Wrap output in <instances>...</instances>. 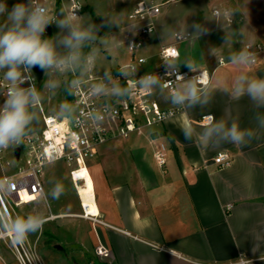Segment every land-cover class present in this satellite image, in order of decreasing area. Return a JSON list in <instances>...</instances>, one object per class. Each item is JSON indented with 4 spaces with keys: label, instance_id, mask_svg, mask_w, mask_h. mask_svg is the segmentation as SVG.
<instances>
[{
    "label": "crops",
    "instance_id": "1",
    "mask_svg": "<svg viewBox=\"0 0 264 264\" xmlns=\"http://www.w3.org/2000/svg\"><path fill=\"white\" fill-rule=\"evenodd\" d=\"M61 1L67 14L70 0L68 6L67 0ZM83 1V6L98 16L101 31L102 13L88 0ZM208 5L210 17L197 19L204 32L180 45L179 63L190 43L187 48L193 68L202 69L197 61L199 37L209 29L218 32V38L207 41L215 64L209 70L211 84L204 90L211 94L210 102L203 107L185 103L181 112L145 134L103 143L88 160L90 174L85 168L76 171V176L86 181L78 191L85 210L94 213L98 207L99 211L96 218L86 217L94 222V248L99 235L109 251L103 259L110 264H264V128L256 120L264 108H255L246 95L235 99L229 94L241 72L264 78V0H209ZM85 10L82 7L81 12ZM160 19L155 33L160 45L155 49L153 34L144 49L146 54L172 42L176 31L194 34L177 28L166 38L159 33ZM128 24L113 32L119 41ZM247 44L262 45L257 61L247 68L231 64L228 57ZM167 105H172L170 97ZM207 114L229 123L236 121L241 128L253 129L258 138L244 146L223 143L209 147L200 134L204 124L199 122ZM189 124L195 129V142L185 140L182 133V127ZM159 142L167 147L164 167L154 157ZM219 152L230 154L229 166L220 168L214 161ZM8 249L0 241V264H10L6 254L14 259Z\"/></svg>",
    "mask_w": 264,
    "mask_h": 264
},
{
    "label": "built area",
    "instance_id": "2",
    "mask_svg": "<svg viewBox=\"0 0 264 264\" xmlns=\"http://www.w3.org/2000/svg\"><path fill=\"white\" fill-rule=\"evenodd\" d=\"M180 0H138L129 13V24L122 30V39L119 44H124L129 59L124 63L117 64L109 73L112 77L111 83H106L102 78L104 73L95 64L91 65L84 74L76 76L75 73H68V86L73 78L80 80V86L73 89L75 96L71 95L68 103L73 105L74 121L58 120L52 116V112H46L43 104L39 106L42 115V126L40 129L29 133L19 145L11 149L12 159L19 162L18 170L12 173H0V182L11 184L14 187L8 191H0V222L6 228L13 218L20 216L18 208L22 204L36 201L46 193L45 168L55 161H65L70 167V176L74 186L79 191V186H84L86 181L76 176V171L85 168L89 172L88 160L92 158L103 143L117 139L127 138L133 133L145 134L147 129L163 124L179 112L182 106L167 105L169 97L174 88L165 83L167 80H175V75H169V67L166 62L175 59L178 63L181 58L180 45L191 40L193 34L190 31H176L173 33V41L161 44L156 53L146 54L144 51L149 43L150 37L157 32V21L166 5L177 3ZM49 12L55 17L56 9L51 8L46 0ZM83 4L80 0H70L67 13L76 11L80 15ZM214 14L219 11L214 9ZM232 22L231 18L227 19ZM51 25L48 26V30ZM248 50L257 54L263 50L261 44L255 46L247 44ZM175 52L172 55L171 52ZM223 62L222 59L219 60ZM257 61V57H256ZM255 61V62H256ZM180 64V63H179ZM121 69H127L130 73L129 79L135 80L146 73H155L160 77V87L152 90L133 89L131 96L118 98L110 95L93 96L91 86L95 83H102L106 89L113 86H126L124 78L120 75ZM133 70H135L133 72ZM206 73L208 80L202 81L208 86L211 84L212 74L205 69L190 70L179 66V74L191 78L194 83H201V74ZM36 87L44 77L33 69ZM2 89H6L7 82L0 81ZM28 86L26 83L23 85ZM181 84L176 87L180 88ZM203 89L202 91H204ZM6 92L3 93V96ZM94 116H102V123L93 119ZM211 114L203 115L199 120L202 124L210 122ZM20 147L19 157L16 154V147ZM9 149V148H8ZM0 150V156L7 150ZM154 157L159 166L167 164V147L163 142L155 146ZM214 161L220 168L231 164V156L228 152H219ZM10 161H8L9 163ZM81 202L82 213L85 217L96 218L97 212L89 213L85 210L83 200L78 194ZM29 199V200H28ZM94 201L96 204L95 192ZM97 206V204H96ZM51 215L46 220L54 218ZM42 230L33 238L30 234L21 244L15 243L9 233L0 231V241L4 242L14 255L17 264H46L39 249V239ZM95 253L98 257L109 254L108 248L103 244L98 235V243L95 246ZM242 263L245 260H241Z\"/></svg>",
    "mask_w": 264,
    "mask_h": 264
},
{
    "label": "clouds",
    "instance_id": "3",
    "mask_svg": "<svg viewBox=\"0 0 264 264\" xmlns=\"http://www.w3.org/2000/svg\"><path fill=\"white\" fill-rule=\"evenodd\" d=\"M0 73L7 82L6 89H0V94L6 92L4 103L0 105V150H6L19 145L30 133L32 125L39 120V106L42 104V92L36 87L32 71L39 68L49 79L44 83L45 90L58 87L51 79L55 74L65 72L75 73L78 77L91 65L95 67V57L99 49L93 51L98 39V28L94 24L81 21L76 11L64 13L61 11L55 17L49 12L46 0H27V3L18 2L9 10L6 0H0ZM55 23L60 31L53 37H45L48 26ZM103 27V25H101ZM194 34H201L204 29L199 24L193 25ZM104 42L103 40L101 41ZM90 50L85 53L84 48ZM231 64L247 68L256 61V54L247 48L228 57ZM190 69L192 65L185 63ZM169 75H175V80L165 81L169 87L174 88L170 94V102L174 106L188 103L192 107H203L210 102L211 94L204 91L207 85L202 81L207 79L206 73L201 74V83H194L191 78L179 74L180 64L175 60L166 62ZM135 70H133L134 72ZM127 69H121L120 75L124 78L126 86H113L106 89L102 83L91 86L93 96L110 95L118 98L131 96L133 89L152 90L160 87V77L155 73H146L132 80ZM111 83V75L105 71L102 78ZM28 84L27 87L23 86ZM80 80L73 78L69 86L64 89L67 94L75 96L73 89L80 86ZM177 84L184 87L178 88ZM229 94L235 99L247 96L257 109L264 108V78L250 77L241 72L234 80ZM58 120L74 121L73 105L61 101L52 112ZM93 119L102 123V116ZM256 120L260 128H264V114H257ZM185 140L195 142V129L189 124L182 127ZM208 140L209 147L219 146L223 143L244 146L257 134L253 129L241 128L236 121L226 122L224 118L210 117V122L202 125L200 133ZM14 185L0 182V191L11 190ZM64 189L56 184L52 191V199L58 200L64 195ZM46 218L39 214L16 216L5 228L0 222V231L9 233L10 238L17 244L23 243L30 234L42 230Z\"/></svg>",
    "mask_w": 264,
    "mask_h": 264
},
{
    "label": "rangeland",
    "instance_id": "4",
    "mask_svg": "<svg viewBox=\"0 0 264 264\" xmlns=\"http://www.w3.org/2000/svg\"><path fill=\"white\" fill-rule=\"evenodd\" d=\"M84 3L83 0H81ZM136 0H88L90 4L95 5L98 13H102L101 31L96 24V21L91 13L90 7L81 12V21L88 24H94L99 29L97 35L101 39L95 42L93 51L99 49V54L95 57V64L102 73L109 72L113 66L124 63L129 59V53L124 44H119L114 31L120 32V27L129 23V12ZM209 0H180L177 3L166 5L163 8V13L160 16L162 26H159V33L169 37L174 29H190L194 33L193 25L197 24V19L204 15L210 17ZM8 9L18 2L27 3V0H6ZM52 8L56 9L57 14L61 11L66 13L61 1V7L58 8L56 0H48ZM66 5H69L67 0ZM0 22L2 18H0ZM100 25V26H101ZM200 36L201 47L198 45V57L204 67L211 70L214 67V62L211 61L212 48L208 46L207 41L211 42L210 38L217 37V31H211ZM60 29L55 23L51 24V28L46 31L45 37L55 36ZM117 32V33H118ZM210 34V35H209ZM157 41L154 45L155 49L159 47L160 41L158 34L154 35ZM218 38V37H217ZM210 39V40H209ZM104 41L103 43L101 41ZM196 40V38H195ZM189 47L190 43L186 44ZM186 47L184 61L180 65L189 68L185 63H190L195 66V63L189 57V49ZM210 47V48H209ZM85 49V48H84ZM90 49L88 48V51ZM88 51L84 52L87 53ZM141 53H145L141 51ZM193 68L191 70H198ZM3 78V73H0V81ZM68 73L55 74L51 77L58 85L56 89L45 90L44 83L49 77L44 73L43 79L38 84L37 88L42 92L44 105L47 111L54 112L61 101H67V95L64 89L68 87ZM0 89L1 86H0ZM5 97L0 94V105L4 103ZM42 126V115L39 109V120L32 125V131L40 129ZM136 134V133H133ZM132 134V135H133ZM13 147V146H12ZM12 147H10L4 155L0 156V173H12L18 170L19 162L12 159ZM8 161H10L8 163ZM46 193L38 200L26 204H22L18 208L20 216L28 214H39L44 217H49L55 214L54 218L48 219L42 228V234L39 239V249L46 264H104L107 261L103 257H98L95 253L94 242V222L83 216L80 198L70 176V167L65 161H55L49 163L45 168ZM56 184H60L64 189L65 194L58 200L52 199V191ZM39 232V231H38ZM38 232L31 234L36 238ZM9 250V249H8ZM10 251V250H9ZM11 252V251H10ZM6 259L10 264H17L14 259H11L9 254H6Z\"/></svg>",
    "mask_w": 264,
    "mask_h": 264
},
{
    "label": "trees",
    "instance_id": "5",
    "mask_svg": "<svg viewBox=\"0 0 264 264\" xmlns=\"http://www.w3.org/2000/svg\"><path fill=\"white\" fill-rule=\"evenodd\" d=\"M56 4H57V7L60 8L61 7V0H56ZM91 13H92V15H93V17H94V19L96 21V24H98V20H99L98 19V16L94 13L93 10H91ZM84 50H85V52L88 51V47H85ZM66 95H67V99L69 100L70 97H71V95L70 94H67V93H66ZM104 264H110V263L106 262Z\"/></svg>",
    "mask_w": 264,
    "mask_h": 264
},
{
    "label": "water",
    "instance_id": "6",
    "mask_svg": "<svg viewBox=\"0 0 264 264\" xmlns=\"http://www.w3.org/2000/svg\"><path fill=\"white\" fill-rule=\"evenodd\" d=\"M35 71H37L40 75L42 74V70H40L39 68H35L34 69ZM15 151H16V154H17V157H19V153H20V147L18 146V147H16V149H15Z\"/></svg>",
    "mask_w": 264,
    "mask_h": 264
},
{
    "label": "snow or ice",
    "instance_id": "7",
    "mask_svg": "<svg viewBox=\"0 0 264 264\" xmlns=\"http://www.w3.org/2000/svg\"><path fill=\"white\" fill-rule=\"evenodd\" d=\"M171 54H172V55H175V52L173 51V52H171Z\"/></svg>",
    "mask_w": 264,
    "mask_h": 264
}]
</instances>
